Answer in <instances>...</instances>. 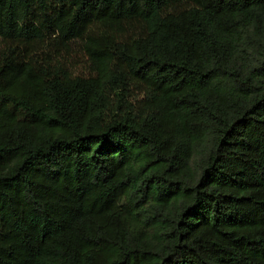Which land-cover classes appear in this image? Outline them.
I'll use <instances>...</instances> for the list:
<instances>
[{
	"label": "trees",
	"instance_id": "16d2710c",
	"mask_svg": "<svg viewBox=\"0 0 264 264\" xmlns=\"http://www.w3.org/2000/svg\"><path fill=\"white\" fill-rule=\"evenodd\" d=\"M0 264H264V0H0Z\"/></svg>",
	"mask_w": 264,
	"mask_h": 264
}]
</instances>
